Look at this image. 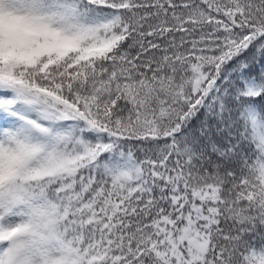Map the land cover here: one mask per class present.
Segmentation results:
<instances>
[{"label": "snow or ice", "instance_id": "snow-or-ice-1", "mask_svg": "<svg viewBox=\"0 0 264 264\" xmlns=\"http://www.w3.org/2000/svg\"><path fill=\"white\" fill-rule=\"evenodd\" d=\"M0 264H264V0H0Z\"/></svg>", "mask_w": 264, "mask_h": 264}]
</instances>
